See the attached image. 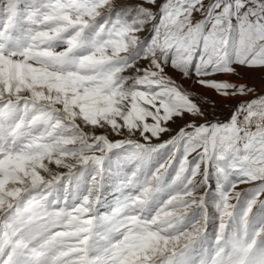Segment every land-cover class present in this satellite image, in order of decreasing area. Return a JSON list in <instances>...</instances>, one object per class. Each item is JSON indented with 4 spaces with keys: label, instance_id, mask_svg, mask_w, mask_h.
Segmentation results:
<instances>
[{
    "label": "snow or ice",
    "instance_id": "snow-or-ice-1",
    "mask_svg": "<svg viewBox=\"0 0 264 264\" xmlns=\"http://www.w3.org/2000/svg\"><path fill=\"white\" fill-rule=\"evenodd\" d=\"M0 264H264V0H0Z\"/></svg>",
    "mask_w": 264,
    "mask_h": 264
}]
</instances>
